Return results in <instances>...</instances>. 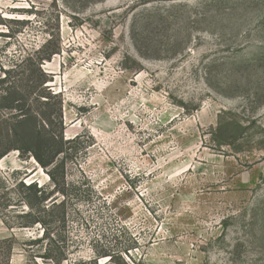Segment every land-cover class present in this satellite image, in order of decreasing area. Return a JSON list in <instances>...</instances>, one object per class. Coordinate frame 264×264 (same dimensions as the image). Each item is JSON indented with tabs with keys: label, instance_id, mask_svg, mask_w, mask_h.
Returning a JSON list of instances; mask_svg holds the SVG:
<instances>
[{
	"label": "rangeland",
	"instance_id": "374dc122",
	"mask_svg": "<svg viewBox=\"0 0 264 264\" xmlns=\"http://www.w3.org/2000/svg\"><path fill=\"white\" fill-rule=\"evenodd\" d=\"M0 15V78L64 121L63 144H8L18 113L0 109V154L25 150L0 160V264H264V0H0ZM29 149L64 153L45 168Z\"/></svg>",
	"mask_w": 264,
	"mask_h": 264
},
{
	"label": "trees",
	"instance_id": "16d2710c",
	"mask_svg": "<svg viewBox=\"0 0 264 264\" xmlns=\"http://www.w3.org/2000/svg\"><path fill=\"white\" fill-rule=\"evenodd\" d=\"M4 25V21L0 15V26ZM47 60H51V56H48ZM40 71V69H38ZM15 71L7 70L5 72L6 76L4 78H0V103L6 102L8 105L11 106H1L0 109H13L14 112L18 114L14 115L12 119H14V123L11 125L10 128L7 129L6 133L4 134L3 139L6 140V143L13 142L14 140L19 141L22 140L24 142H28L29 139H33L34 137L42 138L40 139V143L43 139L48 140L49 142L63 144L64 143V121H63V113L62 110L59 109L58 111L54 110L48 101H45L46 109L39 110V112L33 111L30 107L27 108L26 105V97L22 94L21 90L25 89L24 91L30 93V91H34L36 89L35 85L27 84L22 85V83H9V77H12V74ZM9 83V84H8ZM8 86L5 87V85ZM23 88V89H22ZM21 89V90H20ZM49 95V94H48ZM21 102L23 105H21ZM24 102V103H23ZM38 116L43 122L42 128L38 125H34V121H38ZM40 121V120H39ZM56 126L60 127V131L56 132ZM44 136V137H43ZM79 137V136H78ZM77 137V138H78ZM26 140V141H25ZM34 140V139H33ZM2 141V140H1ZM8 141V142H7ZM10 144V143H8ZM19 150L21 153H25V150L21 147L11 146L7 148L3 153L0 154V160L5 157L10 151ZM28 153L32 155L43 167L47 168L48 166L52 165L55 162L56 156L64 153L63 150L53 151V158L49 163L44 162L41 155H39L35 150H28ZM55 153V154H54ZM51 179H54V176L50 174ZM55 180V179H54ZM30 189L37 188L36 183H32L28 186ZM45 188L41 187L39 192H43ZM56 189V188H55ZM54 189V191H55ZM64 197L65 194H63ZM48 201V198L45 199ZM65 206V201L56 204L54 203L52 206L45 207V210H55L58 208H62ZM41 223V220L36 219L35 224ZM12 251V250H11Z\"/></svg>",
	"mask_w": 264,
	"mask_h": 264
}]
</instances>
